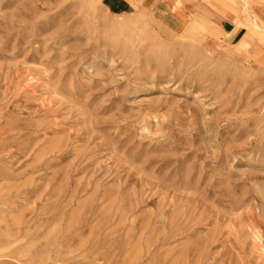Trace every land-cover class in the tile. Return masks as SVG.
I'll list each match as a JSON object with an SVG mask.
<instances>
[{
    "label": "rangeland",
    "instance_id": "obj_1",
    "mask_svg": "<svg viewBox=\"0 0 264 264\" xmlns=\"http://www.w3.org/2000/svg\"><path fill=\"white\" fill-rule=\"evenodd\" d=\"M173 1L0 0V264H264V0Z\"/></svg>",
    "mask_w": 264,
    "mask_h": 264
},
{
    "label": "crops",
    "instance_id": "obj_2",
    "mask_svg": "<svg viewBox=\"0 0 264 264\" xmlns=\"http://www.w3.org/2000/svg\"><path fill=\"white\" fill-rule=\"evenodd\" d=\"M101 1L105 2V4H107V7L109 10H113L114 12L121 10L120 12H124L126 10L131 9L137 3L136 1H138V0H101ZM140 1H143V0H139V2ZM159 1H162L163 4L168 9L171 8L169 6H172L171 4L174 2L173 0H171L172 2H169L167 0H159ZM179 1H180L179 8H181L179 10V12L182 13L183 17H186L187 13L188 12L190 13L192 11H194L192 15H195V18L199 15L198 13H196V9H198L197 7H199V6H197V4L194 1H191V0H179ZM226 2H227L226 0H199V2H197V3H202L205 5V9L209 13L208 16L204 15L205 17H209L210 15H215L216 18L217 17H220V18L225 17L226 18V16L229 14L232 16L233 15L235 16V13L233 11L234 8H232L230 4L229 5L226 4ZM194 8H195V10H193ZM222 12H225V13L221 16L220 14Z\"/></svg>",
    "mask_w": 264,
    "mask_h": 264
},
{
    "label": "bare ground",
    "instance_id": "obj_3",
    "mask_svg": "<svg viewBox=\"0 0 264 264\" xmlns=\"http://www.w3.org/2000/svg\"><path fill=\"white\" fill-rule=\"evenodd\" d=\"M197 23H198V22H197ZM251 24H252V30H253V28L257 27L256 24H255V22H252ZM198 25H200V24L198 23ZM200 26H201V25H200ZM247 35H249V33H248Z\"/></svg>",
    "mask_w": 264,
    "mask_h": 264
}]
</instances>
